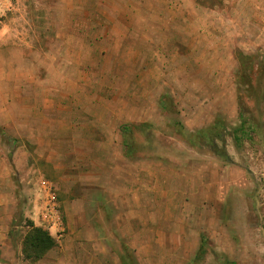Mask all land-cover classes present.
Here are the masks:
<instances>
[{"label": "rangeland", "instance_id": "obj_1", "mask_svg": "<svg viewBox=\"0 0 264 264\" xmlns=\"http://www.w3.org/2000/svg\"><path fill=\"white\" fill-rule=\"evenodd\" d=\"M107 1L0 0V264H264V0ZM70 197L106 260L83 218L60 243ZM28 221L57 240L39 261Z\"/></svg>", "mask_w": 264, "mask_h": 264}, {"label": "crops", "instance_id": "obj_2", "mask_svg": "<svg viewBox=\"0 0 264 264\" xmlns=\"http://www.w3.org/2000/svg\"><path fill=\"white\" fill-rule=\"evenodd\" d=\"M176 1L178 3L180 1V6L175 7L174 10L179 11V9H181V7H183V4H185L186 1H188V0H176ZM179 12L183 15V12H181V11H179ZM153 24L154 23H152V25ZM156 25L158 26V24H156ZM156 25H153V26L155 27ZM153 26L150 25V29L149 30H157V28L156 29H153L152 28ZM173 27L177 31V34H176L177 35V40L180 42V44H184V42L186 41V39L188 37V33H189L188 32V29H187V26L181 22L179 24H175ZM197 35L198 34H196L195 36H197ZM142 37H144V38L146 37V40H149V41L150 40H153L152 39L153 36L150 33H148V35L142 34ZM90 157L91 156L89 154L87 156V158H90ZM56 167H58V166H56ZM58 168L61 169L60 166ZM92 171H93V173H92L93 176L96 175V174H99L98 173L99 171H97L96 173H95V170H92ZM96 177H98V175ZM154 178H155V173H153V175H152V177H150V179L154 180ZM71 179L72 178H67V180H68V192H72V185H73L72 183L73 182H72ZM93 179H95V178H93ZM116 179H117L116 182H118V184H121L122 185V184H125L126 176H125V174L118 173ZM98 180H100L101 182H104L105 181V180H103L101 178H98ZM109 181H111V179ZM84 184L86 185V189H87L88 186H92V188L95 189V184H99V182L94 183L92 181L91 182L86 181V182H84ZM101 184H103V183H101ZM102 188L100 189V191H103V192L106 191L107 198L110 199V200H108V203H112L111 201L113 200L112 197L114 195L113 187H110V186L105 187L104 184H103L102 185ZM97 189H98V187L96 188V190ZM118 194H119V191L117 190V192L115 193V196H118ZM65 204H66V207H67V215H68V217H67V219H68V222H67V224H68V226H67L68 231H67L66 237L64 238V240L60 241V243L63 245V247H65L66 249L69 250V252H70V254L72 256V233H73V231H72V219H80V218H83L82 221L85 224L84 225L85 226L84 228L87 231H82L81 230V231H77L76 233L74 231L75 235H78V237L80 236L81 239H83V240L86 239L85 241L89 245V247L88 246L87 247L90 250V253L89 254L91 255L92 260H93V257L94 256H99V255L102 256V259L103 260H106L108 258V256L111 253H113V251H112V249H113V243L110 240V235H107V236L104 235V233H103V227L102 226L100 227L101 230H102V232L95 227L96 221H94L95 218L91 214H88L86 212V214H84V216H80V217L79 216H76V217L75 216H72V197L67 198V201L65 202ZM150 205H151V202H149V206ZM154 206H155L154 203H152V208H154ZM118 208H119V205H118ZM153 214H156L155 213V208H154ZM120 218L121 217L118 216L116 222H119V219ZM115 219H116V217H115ZM132 219H133V221H132V227H131L130 220H132ZM139 219L140 218L138 217V214H136L134 210L129 209V210L125 211L123 220H128V225L127 226H117L116 227V230H118V235H119V236H116V239L118 240L120 238H126L128 236L130 237L131 236L130 231L131 230H134V228H135L134 225L136 223L138 225V231H139L140 230L139 229V226L141 224V221ZM75 221L77 222L78 220H75ZM153 223H155L154 220H153ZM154 230L155 229L153 227V231ZM114 253L116 254L118 252H114ZM120 264H123L121 262V259H120Z\"/></svg>", "mask_w": 264, "mask_h": 264}, {"label": "trees", "instance_id": "obj_3", "mask_svg": "<svg viewBox=\"0 0 264 264\" xmlns=\"http://www.w3.org/2000/svg\"><path fill=\"white\" fill-rule=\"evenodd\" d=\"M244 125H242L243 127ZM236 139L239 138L236 136ZM29 231L25 236L24 254L27 259L39 261L57 245L56 238L49 230L37 226L33 221H28ZM204 244L200 246V251L196 258H200L204 254Z\"/></svg>", "mask_w": 264, "mask_h": 264}, {"label": "built area", "instance_id": "obj_4", "mask_svg": "<svg viewBox=\"0 0 264 264\" xmlns=\"http://www.w3.org/2000/svg\"><path fill=\"white\" fill-rule=\"evenodd\" d=\"M43 182V186H44V188L45 189H47L48 190V192H49V198H50V196H51V198L47 201V205H46V209H47V211L48 210H50L51 211V203L53 202V201H55V199H56V194H55V192H54V190H53V184H51L49 181H47V180H44V181H42ZM55 204V203H54ZM53 207V206H52Z\"/></svg>", "mask_w": 264, "mask_h": 264}]
</instances>
